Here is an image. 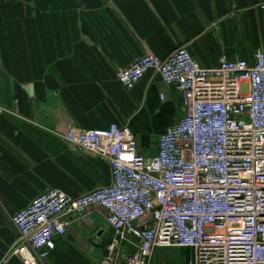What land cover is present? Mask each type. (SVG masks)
<instances>
[{"label":"crops","instance_id":"obj_1","mask_svg":"<svg viewBox=\"0 0 264 264\" xmlns=\"http://www.w3.org/2000/svg\"><path fill=\"white\" fill-rule=\"evenodd\" d=\"M182 46L205 68L251 61L264 51V0L0 3V264H22L8 255L19 238L10 217L39 193L81 196L110 181L107 161L74 152L67 128L117 123L133 133L141 155L157 153L158 137L185 112L180 94L155 71L131 89L116 74L139 57L163 59ZM113 238L105 211L93 207L53 237L45 263L99 264ZM119 249L134 248L121 242ZM158 249L153 262L164 264Z\"/></svg>","mask_w":264,"mask_h":264},{"label":"built area","instance_id":"obj_2","mask_svg":"<svg viewBox=\"0 0 264 264\" xmlns=\"http://www.w3.org/2000/svg\"><path fill=\"white\" fill-rule=\"evenodd\" d=\"M149 71L185 109L158 137L157 153L141 155L117 123L67 128L74 152L107 161L110 181L81 196L39 193L10 217L19 238L9 256L46 264L53 237L99 207L114 231L99 264H154L159 247L189 251L186 264H264V51L205 68L182 46L163 59H135L116 80L131 89ZM121 242L134 249L120 250Z\"/></svg>","mask_w":264,"mask_h":264},{"label":"rangeland","instance_id":"obj_3","mask_svg":"<svg viewBox=\"0 0 264 264\" xmlns=\"http://www.w3.org/2000/svg\"><path fill=\"white\" fill-rule=\"evenodd\" d=\"M161 248V247H159ZM158 249V248H157ZM186 252L182 248L169 247L166 249L157 250V261H161L164 258V264H170L172 261L174 264H182L185 261Z\"/></svg>","mask_w":264,"mask_h":264},{"label":"water","instance_id":"obj_4","mask_svg":"<svg viewBox=\"0 0 264 264\" xmlns=\"http://www.w3.org/2000/svg\"><path fill=\"white\" fill-rule=\"evenodd\" d=\"M41 124L46 125L47 123L45 121H40Z\"/></svg>","mask_w":264,"mask_h":264}]
</instances>
